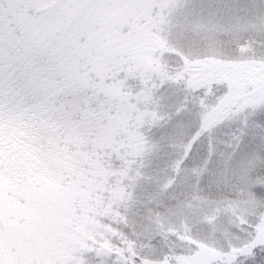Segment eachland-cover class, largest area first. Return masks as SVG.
Segmentation results:
<instances>
[{
    "label": "rangeland",
    "instance_id": "rangeland-1",
    "mask_svg": "<svg viewBox=\"0 0 264 264\" xmlns=\"http://www.w3.org/2000/svg\"><path fill=\"white\" fill-rule=\"evenodd\" d=\"M113 43L126 65V91L139 103L88 222L153 259L187 248L184 239L217 251L241 245L249 259L264 222V116L256 107L223 115L214 109L225 68L240 81L264 68V0H150L135 23L115 29ZM183 144H194L188 154ZM12 163L5 183L15 196L36 200L45 214L66 203L79 207V193L54 155H15ZM163 181L167 189L150 191ZM199 182L223 194L205 198ZM133 228L136 234L126 236ZM169 232L170 240L150 241ZM221 260L235 264L230 255Z\"/></svg>",
    "mask_w": 264,
    "mask_h": 264
},
{
    "label": "snow or ice",
    "instance_id": "snow-or-ice-1",
    "mask_svg": "<svg viewBox=\"0 0 264 264\" xmlns=\"http://www.w3.org/2000/svg\"><path fill=\"white\" fill-rule=\"evenodd\" d=\"M149 3L0 0V264H89L90 255L113 264H223L221 257L234 251L193 239L187 251L170 249L153 259L87 220L139 103L126 91V65L113 35ZM233 71L224 69L214 111L256 107L264 116V68L244 81L233 79ZM49 154L79 193L75 211L66 203L45 214L36 200L6 186L13 156ZM257 230L260 243L252 247L264 248V222Z\"/></svg>",
    "mask_w": 264,
    "mask_h": 264
},
{
    "label": "trees",
    "instance_id": "trees-1",
    "mask_svg": "<svg viewBox=\"0 0 264 264\" xmlns=\"http://www.w3.org/2000/svg\"><path fill=\"white\" fill-rule=\"evenodd\" d=\"M201 88H203L204 89V87H201ZM207 88V87H206ZM205 90V89H204ZM187 143V142H186ZM194 144H190L189 146H188V144H187V146H186V144H183V148H185V146L187 147V154H188V151H189V149L193 146ZM185 157V156H184ZM203 175H201L200 176V178L201 179H203ZM166 182H162L160 185H158V186H156L154 189H152V190H150L151 192H154V191H156L157 189H159V190H165V189H167V186H166V184H165ZM199 191L200 192H202V194L204 195V197L205 198H210V195H214V192L216 191L217 193H219V194H223L222 193V191H223V189L222 188H214V189H210V188H208L206 185H205V183H202V182H199ZM225 193V192H224ZM186 194H187V198H189V197H191V191L189 192V191H187L186 192ZM141 199V201H144V198H140ZM163 204H165V203H163ZM135 229L133 228V229H128V231H126V236H128V237H133L132 236V234L133 235H135L136 233H135ZM172 236V234L169 232V235H167V236H164L163 234L162 235H160V234H153L152 236H150V241H158V242H160L161 240H162V238L163 237H168V239L170 240V237ZM188 237H190V238H193L194 237V235H187ZM184 241V243L187 245V248H178L177 247V249H176V251H187L188 250V248H189V246H190V241L191 240H186V239H184L183 240ZM241 246V245H240ZM239 245H231L230 246V248H232L234 251L232 252V253H230L229 255H230V257L231 258H233L234 260H235V264H258V263H260V262H264V248H262V247H255V248H253L252 246H251V251H252V253H251V257L249 258V259H246V260H244V258H243V254H241L242 252L240 251L241 249H242V247H240ZM229 249V248H228ZM169 250H167V252H168Z\"/></svg>",
    "mask_w": 264,
    "mask_h": 264
}]
</instances>
